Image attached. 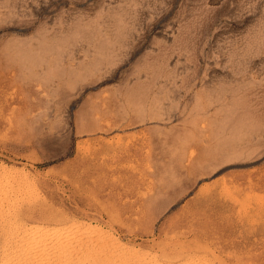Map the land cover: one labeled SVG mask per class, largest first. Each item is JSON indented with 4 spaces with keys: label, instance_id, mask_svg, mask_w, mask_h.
<instances>
[{
    "label": "rangeland",
    "instance_id": "rangeland-1",
    "mask_svg": "<svg viewBox=\"0 0 264 264\" xmlns=\"http://www.w3.org/2000/svg\"><path fill=\"white\" fill-rule=\"evenodd\" d=\"M0 178L1 262L264 264V0H0Z\"/></svg>",
    "mask_w": 264,
    "mask_h": 264
},
{
    "label": "bare ground",
    "instance_id": "bare-ground-1",
    "mask_svg": "<svg viewBox=\"0 0 264 264\" xmlns=\"http://www.w3.org/2000/svg\"><path fill=\"white\" fill-rule=\"evenodd\" d=\"M1 180V178H0ZM3 180V179H2ZM1 180V181H2ZM6 181V180H5ZM10 181V180H9ZM3 183V182H0V184ZM5 183V182H4ZM6 184V183H5ZM9 184V182H8ZM2 187V186H1ZM5 187V186H4ZM12 193V192H11ZM13 195V194H12ZM15 196V195H14ZM3 197V196H2ZM1 198V197H0ZM5 198V197H4ZM16 198V197H15ZM3 199V198H2ZM7 199V198H6ZM10 199V198H9ZM4 201V200H3ZM14 201V200H12ZM5 202V201H4ZM12 203V202H11ZM15 204V203H14ZM8 205V204H7ZM4 206V205H3ZM13 206V205H12ZM9 208V207H8ZM11 209V208H10ZM12 210H15V209H12ZM17 210V209H16ZM12 212V211H11ZM14 215V214H13ZM17 217V216H15ZM1 218V217H0ZM13 220V219H12ZM11 220V221H12ZM13 222V221H12ZM20 224V223H19ZM18 224V225H19ZM31 224V223H30ZM68 224V223H67ZM73 224V223H72ZM63 225V224H62ZM82 225V224H81ZM61 226V225H60ZM10 227V226H9ZM18 227V226H17ZM22 227V226H20ZM19 227V228H20ZM64 227V226H63ZM54 228V227H51V226H42V225H31V226H26L24 225L23 226V229L22 231L24 232L23 233V236H22V240L21 241V247L19 245L20 248H22L21 250H23L21 253H26L29 251V253L32 251H35V257L32 259H30L29 261H26V262H29L27 264H47V263H50V262H47L48 260H51V256L54 255L56 256L55 259V263L54 264H114L115 260H114V252L112 253V249L109 247L108 250L110 249V253H111V256L108 252L106 251H103L105 253H102L100 252V250L104 249V243L102 241H100L99 239L95 238V239H88V238H82L81 240L78 241V243L74 244L73 241H70V238L72 237V232H76L75 227H73L72 225L70 226V228H68L69 230H66L64 228ZM68 227V225H67ZM66 228V227H65ZM80 228V227H79ZM18 229V228H17ZM21 230V229H20ZM98 232H101V231H98ZM2 233V232H1ZM11 233V232H10ZM84 233V232H83ZM89 233V232H87ZM82 234V233H80ZM78 235V234H77ZM83 235V234H82ZM107 235V234H106ZM11 236V235H10ZM19 236H21L19 234ZM75 236V234H74ZM73 236V237H74ZM88 236V235H87ZM93 236V235H92ZM105 236V234H104ZM112 236V235H110ZM13 237V236H12ZM72 237V238H73ZM83 237V236H82ZM97 237V236H96ZM101 237V236H100ZM106 237V236H105ZM113 237V236H112ZM71 238V239H72ZM111 238V237H110ZM75 239V238H74ZM79 239V237H78ZM103 239V238H101ZM108 239V238H107ZM12 240V239H11ZM10 240V241H11ZM17 241V240H16ZM114 241H117L116 238ZM16 243V242H15ZM14 243V244H15ZM106 243V242H105ZM120 243V242H118ZM12 244V243H11ZM107 244H108V241H107ZM114 244V243H113ZM16 245V244H15ZM117 245V244H116ZM3 246V245H1ZM114 246V245H113ZM121 246V245H120ZM18 247V248H19ZM105 247H106V244H105ZM112 247V246H111ZM16 248V247H15ZM14 248V250H15ZM18 248H17V252L18 251ZM5 249V248H4ZM106 249V248H105ZM104 249V250H105ZM117 249V248H116ZM120 249V248H119ZM136 249V248H135ZM118 250V249H117ZM125 250V249H124ZM128 250V249H127ZM16 251V250H15ZM75 251V255L76 257L74 256V254H72L73 252ZM147 251V250H146ZM6 252V251H5ZM11 252V251H10ZM31 252V253H32ZM100 252L99 256L97 257V254ZM127 252V251H126ZM138 252V251H137ZM141 252H144V251H141ZM165 252V255H166V258L165 259H159L156 255H149V252H148V255H145L143 253L142 257H140L139 260H143L142 263L143 264H188V262H181V263H172L171 261H173L174 259V254L175 252H168V251H164ZM8 253V252H7ZM13 253V252H12ZM15 253V252H14ZM13 253V254H14ZM77 253V254H76ZM109 255H108V254ZM128 253V252H127ZM135 253V252H133ZM172 253H173V256H172ZM5 254V253H4ZM9 254V253H8ZM7 254V255H8ZM17 254V253H16ZM115 254H120V253H116ZM142 254V253H141ZM147 254V253H146ZM21 255V254H19ZM24 255V254H23ZM31 254H29V257H30ZM129 255V254H127ZM137 255V253H136ZM10 256V255H8ZM15 256H18L15 255ZM25 256V255H24ZM23 256V257H24ZM27 256V254H26ZM25 256V260L28 259V257L26 258ZM53 256V257H54ZM75 258H74V257ZM116 256H119V255H116ZM115 256V257H116ZM122 256V255H120ZM132 256V255H131ZM140 256V255H138ZM145 256V257H144ZM178 256V255H177ZM7 257V256H6ZM52 257V258H53ZM132 257H135L132 256ZM137 257V256H136ZM183 257V254L180 252V255L178 256V258H182ZM9 258V257H8ZM100 258V259H99ZM119 258V257H118ZM122 258H124L123 260L125 261V257L122 256ZM129 258V257H128ZM142 258V259H141ZM7 259V258H6ZM19 259V258H18ZM21 259V258H20ZM75 259V260H74ZM120 259V258H119ZM2 260V259H1ZM117 260V259H116ZM123 260H121L123 262ZM134 260L136 261V259L134 258ZM138 260V261H139ZM181 260V259H180ZM186 260V259H185ZM9 261V260H8ZM16 261V260H15ZM18 261V260H17ZM16 261V262H17ZM52 261V260H51ZM73 261L75 263H73ZM129 261V260H128ZM175 261V260H174ZM189 261V260H188ZM14 262V261H13ZM118 262V261H117ZM24 263V261H23ZM121 263V262H120ZM119 263V264H120ZM135 263V262H134ZM199 263V262H198ZM0 264H10L8 262H6V260H2V262L0 261ZM13 264V263H12ZM14 264H22L20 262L18 263H14ZM25 264V263H24ZM53 264V262H52ZM127 264V262H126Z\"/></svg>",
    "mask_w": 264,
    "mask_h": 264
}]
</instances>
